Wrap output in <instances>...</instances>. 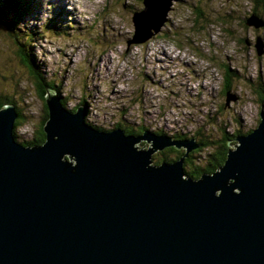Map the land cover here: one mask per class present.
Wrapping results in <instances>:
<instances>
[{"label":"water","instance_id":"obj_1","mask_svg":"<svg viewBox=\"0 0 264 264\" xmlns=\"http://www.w3.org/2000/svg\"><path fill=\"white\" fill-rule=\"evenodd\" d=\"M172 1L143 0L129 43L159 31ZM46 90L41 144L15 139L18 111L0 107V264H264V104L224 163L192 178L187 153L152 160L170 146L189 153L195 138L98 129Z\"/></svg>","mask_w":264,"mask_h":264},{"label":"rangeland","instance_id":"obj_2","mask_svg":"<svg viewBox=\"0 0 264 264\" xmlns=\"http://www.w3.org/2000/svg\"><path fill=\"white\" fill-rule=\"evenodd\" d=\"M30 1L14 29L13 9L3 8L10 19L0 15V93L12 95L14 102L4 104L26 116L16 128L22 144L29 145L45 106L9 37L15 32L27 40L45 77L58 85L63 106H83L86 122L98 129L126 127L139 134L145 129L214 142L258 126L264 26L245 21L254 14V0H173L160 30L132 43V17L144 7L141 0ZM260 13L264 21V7ZM230 94L235 98L227 101ZM216 146L201 149L192 160L202 163ZM166 148L153 154V164L175 157Z\"/></svg>","mask_w":264,"mask_h":264},{"label":"trees","instance_id":"obj_3","mask_svg":"<svg viewBox=\"0 0 264 264\" xmlns=\"http://www.w3.org/2000/svg\"><path fill=\"white\" fill-rule=\"evenodd\" d=\"M4 3L2 5H0V15L1 16H5L6 18L10 19L7 14L4 12L5 10L3 8H5L6 6L9 7L10 9L12 8L14 11V18L11 19V29H14L15 26H17V21L21 18V16L24 15L25 12L29 11L30 9V5H31V1L30 0H3ZM143 3V0H141ZM255 5L253 7V13L260 15L261 13V9L264 7V0H254ZM6 3V5H5ZM63 11V10H61ZM260 13V14H259ZM247 18H245L246 21ZM12 25H14L12 27ZM10 39L13 43V45H15L16 47V54L18 55L21 63L28 69L29 73L32 76V81H34V84H36L37 87V91L38 94L40 96L41 99L44 100V106H45V112L44 115L42 116V121L40 123V126L37 128V131L35 132L34 136L32 138H30L26 143L29 145H34V144H41L46 137V134L44 132L43 129V125L45 123V121L47 120L48 117V109H47V105L45 103V94H46V89L47 87H55L58 90V94L61 96L59 87L56 83H54L53 81L48 80L45 75L42 72V68L41 66L37 63L36 58H34V56L31 54L30 49L27 47V40L21 36V34L19 33H14L11 34ZM28 54V55H27ZM226 72H231L232 70L230 69L229 66L225 67ZM226 92L229 91V85L226 86ZM260 91V90H259ZM258 91V92H259ZM262 92L264 93V90L260 91L259 94L261 96ZM12 95H9V97L7 95H3L0 93V107L5 103V102H14V100L12 98H10ZM261 100L263 102V97H261ZM64 101V100H63ZM264 103V102H263ZM262 103V104H263ZM18 116L15 119V128H14V135L16 136V138H18V134L16 133V128L18 127V125L23 123V119L26 117L25 115L22 114L21 111L18 110ZM87 117V115H86ZM22 120V121H21ZM87 120V118H86ZM21 121V123H20ZM121 126V125H120ZM101 128V127H100ZM126 132L128 133H135V134H139L138 132H133L132 130L128 129V128H124ZM142 129H144V127H142ZM145 130V129H144ZM185 134H176L173 135L172 137H174L175 139H179L181 136H184ZM239 135L237 134H233V138H229L228 135H225V137L223 138L221 135L219 137V139H221V137L223 139H221V141H219L218 139L214 142H210L207 139H204V136H200L202 138L197 139L196 136L195 137V143L198 144L197 147L193 148L188 155L185 157L184 160V171L185 174L187 176H191L193 178H198L200 177L203 173L207 172V173H212L214 172L216 169H218L225 161L226 157H227V153L228 150L230 148V145L232 143H230V141L232 140H236V136ZM187 140L190 139V137L186 138ZM25 143V142H24ZM217 144V146L215 147V150L212 151L211 153L208 154V156L205 158V160L202 163H195L194 160H192V158H197L198 157L195 155L196 152L200 151L201 149H204L205 147L211 146V144ZM167 151H173L175 152V157L174 158H170V157H162L160 160H154L155 164H159L163 161H173L176 159L181 158V156H183L185 154V150L183 149H177L174 146L171 147H167L166 148ZM164 154L166 155L167 152H164ZM156 158V157H155ZM194 162V163H193Z\"/></svg>","mask_w":264,"mask_h":264},{"label":"bare ground","instance_id":"obj_4","mask_svg":"<svg viewBox=\"0 0 264 264\" xmlns=\"http://www.w3.org/2000/svg\"><path fill=\"white\" fill-rule=\"evenodd\" d=\"M132 18H133V17H132ZM45 103H46V102H45ZM47 109H48V108H47ZM72 110H73V109H72ZM86 115H87V113H85V116H84V119H85V120H86ZM48 117H49V114H48ZM48 117H47V118H48ZM14 136H15V135H14ZM15 139H17L16 136H15ZM64 158L67 159V160H69V161L74 160V159H70L68 155L64 156ZM205 173H207V172H205ZM185 175H186V174H185ZM186 176H187V175H186ZM190 177H191V176H190ZM192 178H193V177H192Z\"/></svg>","mask_w":264,"mask_h":264}]
</instances>
